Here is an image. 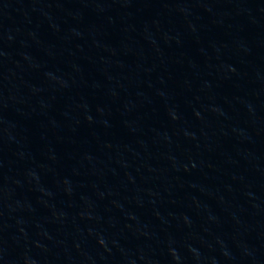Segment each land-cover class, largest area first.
Instances as JSON below:
<instances>
[{"label":"water","instance_id":"obj_1","mask_svg":"<svg viewBox=\"0 0 264 264\" xmlns=\"http://www.w3.org/2000/svg\"><path fill=\"white\" fill-rule=\"evenodd\" d=\"M0 264H264V0H0Z\"/></svg>","mask_w":264,"mask_h":264}]
</instances>
